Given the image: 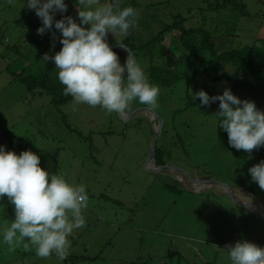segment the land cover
Wrapping results in <instances>:
<instances>
[{
	"label": "rangeland",
	"instance_id": "374dc122",
	"mask_svg": "<svg viewBox=\"0 0 264 264\" xmlns=\"http://www.w3.org/2000/svg\"><path fill=\"white\" fill-rule=\"evenodd\" d=\"M127 1L140 13L132 28L136 44H146L138 50L139 45L135 47L133 42V56L151 84L164 76L170 80L166 86L156 85L160 88L157 107L150 108L162 120L156 148L165 163L181 170L190 185L192 177L212 179L263 196L264 190L249 173L255 164L242 163L231 146L217 138L219 118L214 115L219 101L208 107L189 100L201 90L211 97L223 95L226 89L241 101H254L261 111L264 100L234 90L224 80L208 83L209 69L220 72V68H209L215 63L207 53L195 54L183 46L176 51L172 45L173 51L168 50L170 36H179L180 31L164 35L161 48L160 43L149 41L176 13L185 18L186 28L212 31L213 38L215 29L228 21L238 31L239 45L264 39V0H232L220 7L216 0L119 3ZM27 2L0 0V125L9 132L12 144L24 146L15 151L17 155L30 150L41 157L40 150L46 157L41 165L48 164L50 174L62 175L70 184L84 185L89 203L83 211L86 225L69 237L71 247L64 260L55 253L40 258L34 249L25 251L22 246L8 251L3 229L15 220V206L0 210V264H229L226 245L248 241L264 248L262 211L254 213L235 204L220 186L208 191L187 190L174 174L146 169L153 137L151 114L142 109L149 108L147 105L134 100L124 114H109L99 106L76 104L73 98L55 105L48 93H38L35 87L28 91L20 77H37L39 72L54 76L58 70L55 63L42 57L59 52L63 37L54 25L52 31L38 35L43 24L35 10L27 8ZM65 3L67 13H55L54 21L71 16L80 23L78 0ZM121 4L120 10L126 8ZM125 37L109 33L107 43L121 44ZM198 37L200 32L194 31L186 41ZM225 69L231 77L243 78L232 65L226 64ZM54 79L58 80V75ZM256 79L259 86L264 85ZM132 112L128 118L122 117ZM3 130L0 146L5 148L8 141Z\"/></svg>",
	"mask_w": 264,
	"mask_h": 264
},
{
	"label": "clouds",
	"instance_id": "9594fccd",
	"mask_svg": "<svg viewBox=\"0 0 264 264\" xmlns=\"http://www.w3.org/2000/svg\"><path fill=\"white\" fill-rule=\"evenodd\" d=\"M8 3L13 4V0ZM27 8L35 10L42 21L38 35L52 31L53 25L62 34V49L54 56L44 54L42 60L55 63L64 95H70L74 103L99 106L109 114H124L134 100L149 108L157 107L160 88L149 82L132 54L128 53L121 65L118 54L107 43L109 33L126 35L135 27L137 9L120 10L119 0L107 4L101 0H78L77 23L71 16L54 21L55 13H67L65 0H28ZM52 36L54 48L55 32ZM194 99L208 107L219 101V111L214 116L228 133L231 147L252 153L264 146V111L254 101H241L230 89L211 97L201 90ZM40 164V157L30 150L17 155L0 146V199L6 196L15 206V220L3 229V242L10 252L22 246L25 251L34 249L40 258L55 253L64 260L71 247L69 237L86 225L83 211L88 207L89 196L84 185L70 184ZM249 173L264 190V161L251 167ZM248 196L249 201L258 198L254 194ZM226 249L231 264H264V248L255 243L238 241L234 246L226 245Z\"/></svg>",
	"mask_w": 264,
	"mask_h": 264
},
{
	"label": "trees",
	"instance_id": "16d2710c",
	"mask_svg": "<svg viewBox=\"0 0 264 264\" xmlns=\"http://www.w3.org/2000/svg\"><path fill=\"white\" fill-rule=\"evenodd\" d=\"M107 1L108 3H111V0ZM216 1V7L226 6L228 2H233L232 0ZM127 2H125L124 4H119H121V7H129L127 4H131L132 2ZM237 5L241 6L242 8L244 7L243 4L237 3ZM171 20L172 22L161 27V29L155 35H153L152 39L149 42H158L160 43L161 48V42L164 40V35L170 36V34L173 33L174 30L180 31L179 36H170V39H172V41H170L169 39L170 44L167 46L168 50L173 51L170 48V46L172 45L174 49H177L176 51H178L179 46H183L185 49L195 51V54L198 51H203L204 53H207L209 57L214 59L213 62L215 63L209 68H220V72L212 71L209 69L207 77L208 83H216L218 81L224 80V82H227L234 90H237L239 92H247L250 95L252 94V96H254L257 100H264V85L259 86V84L257 83L259 80L256 79L259 78L260 80L264 81V77H262L264 76V39L258 41L251 40L250 42H246L243 45H239V41L237 40L238 31L234 29V24L227 23L228 21L223 22L225 23V26L215 29L216 34L215 38H213L212 31L204 30L202 28H186L183 24L185 18H183L179 13L172 15ZM194 31L200 32V37H198L199 39H194L193 41H190L188 43V41L186 40ZM134 34L135 33L132 32V28H130L128 34H126V37L125 39H123L122 43L128 46L131 51H133L131 44L133 42L136 44V36ZM128 37H130V39ZM138 45V50H141L146 46V44L138 43L135 47H138ZM114 51L118 54L121 65H123L125 62V52L122 49H114ZM195 57L196 56H194V58ZM226 64H230L234 68L239 69L240 72L243 74V78L236 79L234 77H231L230 72L225 69ZM198 68L199 67L197 66L195 67V74L198 73ZM201 71H205L207 74V71L205 69L201 68ZM247 77H249V79ZM20 80L27 84V89L29 92H32L35 87L38 89V93H41V91L48 93L51 99V103H54L55 105H58L60 103L64 104L65 102L72 99L70 95H64V86L59 82V80L50 79L49 76H45L44 74L39 73L37 77H32L31 75H28L26 77L21 76ZM169 81V78H165L164 76V78H162V81L156 80L155 85L161 84L160 86L163 87L166 86ZM194 101H197L199 104H201L199 99L192 98L191 100H189V102ZM1 130L3 129L0 125V132ZM2 133L4 135V138L8 141L5 147L6 151L15 152L17 150H20V148L24 147L21 143L12 144L7 129H4ZM216 134L219 141L230 146L228 142V133L222 127H220L219 119ZM231 148L233 149L236 156H238L239 159L242 160V163L257 165L261 161H264V146H261L259 149L254 150L252 153H248L244 150H236L233 147ZM38 151L41 156V162L46 161L45 154L42 153L40 150ZM155 161L157 165L165 163L158 148H156L155 152ZM40 166L48 172L51 170L48 164H40ZM52 169L54 170V168ZM258 196H261V194H259ZM11 206L12 204L6 196L3 199H0L1 211L5 212V210H8ZM2 214L3 213H0V216H2ZM25 253L29 254V252ZM179 255H181V253H179ZM229 264H231V262H229Z\"/></svg>",
	"mask_w": 264,
	"mask_h": 264
},
{
	"label": "water",
	"instance_id": "95a60500",
	"mask_svg": "<svg viewBox=\"0 0 264 264\" xmlns=\"http://www.w3.org/2000/svg\"><path fill=\"white\" fill-rule=\"evenodd\" d=\"M114 0H111V3H113ZM112 49H122L125 52V61L127 59L128 53L132 54V51L130 50V48L126 45L123 44H116L113 46H110ZM133 55V54H132ZM125 63V62H124ZM144 110H149L148 112L151 113V123L153 125V137L150 143V147L147 153V157H146V161H145V166L146 169L150 172H167V173H171L174 174L176 178H178V180L180 182H182L187 190H192V191H203V190H211V188L214 186H220L223 191L227 194H229V196L231 197L232 201L245 208L246 210L249 211H253V208L256 207V205L254 203H258V202H253V201H243V200H239L236 194L239 188L234 187H230V186H225L224 184L214 181L212 179H196L195 177H192L193 180V184H189L188 179H186V177L183 175V172L177 168L174 169V167L169 164V163H165V164H156L155 163V152H156V140H157V136L160 133L161 130V124H162V120L159 117V115L154 112L152 109L150 108H142ZM132 114H134V112L127 114V115H123L122 117L128 118L129 116H131ZM157 118V121H156ZM192 186V187H191ZM237 196V197H236ZM245 203H249V204H245Z\"/></svg>",
	"mask_w": 264,
	"mask_h": 264
},
{
	"label": "crops",
	"instance_id": "0c3cea01",
	"mask_svg": "<svg viewBox=\"0 0 264 264\" xmlns=\"http://www.w3.org/2000/svg\"><path fill=\"white\" fill-rule=\"evenodd\" d=\"M102 3H105L107 4V2H103L101 1ZM122 44V43H121ZM45 72H47V70H45ZM40 74H44L45 76H48L47 73H42V72H39ZM55 75L52 76V77H49L50 79H54L57 75H58V70H55ZM54 80H57V79H54ZM237 193H240V199L243 200V201H249L250 198L249 196H246V194H252V191H246V190H243V189H238V192ZM255 195V194H254Z\"/></svg>",
	"mask_w": 264,
	"mask_h": 264
},
{
	"label": "flooded vegetation",
	"instance_id": "af4514ba",
	"mask_svg": "<svg viewBox=\"0 0 264 264\" xmlns=\"http://www.w3.org/2000/svg\"><path fill=\"white\" fill-rule=\"evenodd\" d=\"M255 201L253 202H258V203H254L256 205V207L253 208V211L254 213L258 212V211H262L264 213V199L261 197L258 196V198H255L254 199ZM264 215V214H263Z\"/></svg>",
	"mask_w": 264,
	"mask_h": 264
}]
</instances>
